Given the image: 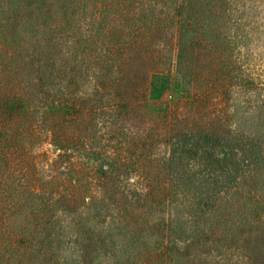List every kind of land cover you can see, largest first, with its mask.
Here are the masks:
<instances>
[{"label":"trees","instance_id":"16d2710c","mask_svg":"<svg viewBox=\"0 0 264 264\" xmlns=\"http://www.w3.org/2000/svg\"><path fill=\"white\" fill-rule=\"evenodd\" d=\"M228 6L230 0H0V264H104L108 254L105 264H264L261 135H223L227 120L208 97L225 94L235 74L231 40L220 37ZM170 29L175 79L187 99L154 108L149 99L173 78L161 46ZM90 70L100 96L78 93ZM100 114L108 127L101 133ZM41 130L59 148L54 165L67 161V177L31 189L39 177L28 146ZM184 136H223L224 159L239 141L243 167L208 182L191 179L181 153L198 148L182 147ZM162 143L168 153L155 155ZM77 153L83 159H74ZM205 153L215 172L222 160ZM136 167L146 189L130 195L121 181ZM180 190L193 223L184 225L178 213L154 217ZM91 206H112L115 221L94 229L91 220L101 214Z\"/></svg>","mask_w":264,"mask_h":264},{"label":"rangeland","instance_id":"374dc122","mask_svg":"<svg viewBox=\"0 0 264 264\" xmlns=\"http://www.w3.org/2000/svg\"><path fill=\"white\" fill-rule=\"evenodd\" d=\"M224 20L225 25L222 27L220 37H226L231 40L233 47L231 57L235 59L236 65L235 74L226 83L225 94H218L216 90H213L208 97L216 108L221 107V113L225 115L227 120L228 126L223 131V135L227 134L229 130H232L234 134L237 131H243L246 134L261 135L262 141L260 144L264 148V0H230V6L226 9ZM171 31L172 29H170L166 38L167 42H161V46L167 57V65L172 69L173 78L167 88L159 93H153L154 95L149 99V104L154 108L164 107L166 101L174 103L180 99H187L184 91L178 85V80L175 79L178 76L174 69L177 62V48L175 46V38L171 41ZM99 90L100 88L96 81V70H90L82 76L81 85L78 88L80 95L85 97L100 96L98 94ZM102 98L106 101L103 103L104 106H109L110 103L107 98L105 96H102ZM95 121L98 124L99 133L108 128L106 117L103 114L97 115ZM40 134V138L34 144L28 146L29 156L33 163L31 169L39 177L31 181L29 186L31 189H39L40 184L44 185L42 183L51 179L54 175L62 179L67 177V161L60 163L59 167L54 165L59 156V148L53 142L52 135L43 130H41ZM220 138V140H217L215 137L209 136L197 140L184 136V141L181 142L182 147H189L193 144L198 148V150L196 149L197 152L193 151L192 154L181 153L183 166L190 174H193L191 179L199 178L200 181L208 182L214 178L216 173H224L226 169L236 171L243 167V165L237 163L239 158L244 155H242V151L239 148V141L234 142L233 146L229 148L234 151V154L224 159L221 156V152L222 148H226L224 143L227 140L223 136H220ZM236 139L241 142V138ZM105 141L103 140V143ZM109 150L112 151L113 149ZM168 150L169 146L162 143L157 148L155 155L166 153V151L168 153ZM206 150L212 153L208 154V156L212 155L210 160H213L214 157H219L222 160L214 166L217 169L215 172L208 170L206 167V163H209L207 155H204ZM180 151H183L181 147ZM176 155H179V153H176ZM73 158L76 160L83 159L80 153L74 154ZM142 174L141 167H136L135 170L129 171L128 174H123L121 189L129 190L130 195L137 193L136 191L138 190H145V180H141ZM209 175L213 176L209 178ZM88 178L92 182L90 187L95 191L94 182L96 177L90 175ZM96 191L100 192L99 189H96ZM189 203L187 194L180 190L175 193L169 204L159 206L154 217H172L178 213L181 215L184 225L187 226L193 223L189 214L186 213L189 209ZM89 212L101 214L100 217H95L91 220L94 223V229L106 228L109 222L115 221L116 210L112 206H102L101 208L91 206ZM65 214L70 217L73 212H65ZM197 224L203 226V222H198ZM66 239L68 240L67 237ZM101 261L104 264L110 262V255H103Z\"/></svg>","mask_w":264,"mask_h":264}]
</instances>
